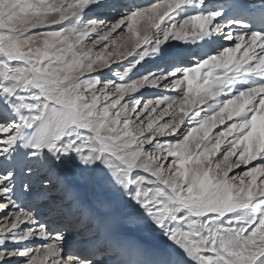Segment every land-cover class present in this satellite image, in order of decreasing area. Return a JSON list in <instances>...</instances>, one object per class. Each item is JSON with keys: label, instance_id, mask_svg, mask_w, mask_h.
<instances>
[{"label": "snow or ice", "instance_id": "obj_1", "mask_svg": "<svg viewBox=\"0 0 264 264\" xmlns=\"http://www.w3.org/2000/svg\"><path fill=\"white\" fill-rule=\"evenodd\" d=\"M104 7L116 6L0 0V264H264V0L127 2L88 18ZM146 58L156 70L133 79ZM104 69L119 82L93 75ZM147 86L175 94L140 107ZM74 170L167 243L73 252L67 225L50 229L17 185L48 214L98 219Z\"/></svg>", "mask_w": 264, "mask_h": 264}, {"label": "bare ground", "instance_id": "obj_2", "mask_svg": "<svg viewBox=\"0 0 264 264\" xmlns=\"http://www.w3.org/2000/svg\"><path fill=\"white\" fill-rule=\"evenodd\" d=\"M127 2H135V3L142 4V3H146L147 0H120V2L118 3L116 7L109 8L107 12L104 11L107 15H103V16L116 15V14L118 16L117 8L119 7L121 3H127ZM216 2H222V1L216 0ZM256 2L258 3V0H256ZM104 3H106V0H104ZM104 9L106 10L107 8H104ZM92 11H95V15H101L100 10L96 8H93ZM173 43H175V41H173ZM220 43L228 44L229 42L221 40ZM96 51H100V48L96 49ZM128 59L130 60L131 57H129ZM120 63H125V62L120 61ZM125 66H126V63H125ZM113 68L115 69V65H113ZM142 70H144L143 67H139V68L137 67V69L134 70L136 74L135 75L130 74V75H132L133 79H136V75H141L144 73V71ZM95 74L98 78L104 76L105 77L104 80L110 79L108 77L115 78V79L117 78L112 72H109L107 69L102 70V72L100 73H94L93 75ZM174 94L175 93L171 89L154 88L151 86H147L143 89H140L138 93H135L132 95L135 98L140 99L142 101L141 103V106H142L143 102H146L148 100H155L157 96H161V95L172 96ZM126 100H127V97L125 98V101ZM125 101H122V103H124ZM162 106L163 105H161L160 107ZM153 115H156V114L154 113ZM167 119L168 117H164V121H161V122H165L167 121ZM219 127L221 128L222 125ZM168 138L170 139L171 137H168ZM161 139L163 140L165 138H161ZM75 174H76L75 170L69 174L68 176L69 183L73 186L75 190V194L79 197L82 203L86 207L92 206L94 208L98 219L89 220L90 222H88L85 225H74L73 228H71L72 230H69V232L71 233L69 237V240H70L69 247L72 249L73 252H79L78 247H80L81 241H83L84 239H90V238L92 239V238L97 237L99 234L97 224H100V222L105 221V220H111L112 222L116 224V233L114 234V237L116 240H118L121 243L130 244L132 242L135 245L145 247L149 250H154L158 247L163 246L165 243H167V241L159 233L151 232L150 230L145 228L142 224H128L126 222L127 218L129 216H134L137 213L138 209L131 206L130 203H126L125 201L119 199L118 196L108 191L107 189H105L98 183L93 188L92 182L87 183L86 181H82L80 179L76 180ZM93 189L97 190L98 193H104V196L106 197L105 199L106 201L102 200V198H97L94 195ZM17 196L19 197V202L21 200H23V203H26L28 201L31 207H38L39 212L41 213L42 219L46 220L48 227L50 229L62 230V227H61V225H63L62 218L56 217L53 214H48L47 209L43 205V203H38L32 197L24 196L22 194V190L19 187V185H17ZM118 200H120L119 202L120 205L116 204ZM0 202H3V200L0 199ZM100 202H103L102 207L100 206ZM7 211H12V209L9 208ZM5 215H6V211H0V228H3L5 225V221H4ZM10 219L11 218L9 217V220ZM91 225L93 226V230H91L90 233H86L85 232L86 228L90 227ZM24 227L25 225H21L20 229L22 230ZM79 228L82 229V232H84L81 235L84 237H81L82 240L78 242V238H75L74 233L78 232L75 229H79ZM117 230L119 231L118 234H117ZM34 242H38L36 244H40L44 241H43V238L37 237L33 239L31 244H29V247H33ZM9 243L11 244L12 242H9ZM23 243H27V242H23ZM84 246H86V244H84ZM104 260L106 261V264H116L117 258L115 256H106V259Z\"/></svg>", "mask_w": 264, "mask_h": 264}, {"label": "rangeland", "instance_id": "obj_3", "mask_svg": "<svg viewBox=\"0 0 264 264\" xmlns=\"http://www.w3.org/2000/svg\"><path fill=\"white\" fill-rule=\"evenodd\" d=\"M222 2H223V0H221ZM120 2V0H106V3L108 4H110V5H115V6H117L118 5V3ZM112 3H114V4H112ZM104 8H107L106 10L104 9ZM104 8H99L98 10H100V12H101V15H95V11H91V12H89L88 13V18H91V19H106V20H111V19H113L114 17H116V18H118V16H117V14L116 15H108V16H103V15H107L105 12H107V10L109 9V8H111V7H104ZM93 10V9H92ZM105 11V12H104ZM109 12V11H108ZM114 36H116L117 35V33H114L113 34ZM92 38H94V37H92ZM89 43H90V40H89ZM175 43H182V42H175ZM225 45H227V44H225ZM99 48V46H96V49H98ZM95 49V50H96ZM155 61H151L150 60V58H146V60L144 61V62H141V65H138L137 67L139 68V67H143L144 68V70H142V71H144V73L143 74H146V72L147 71H155L156 70V68H155ZM143 74H141V75H143ZM96 75V74H95ZM138 76L139 75H136V78H138ZM104 76H102V77H100L99 79H101V80H104ZM108 78H110V79H114V80H116L117 82H119V80H117V78L115 79V78H111V77H108ZM152 98V97H151ZM155 98V97H154ZM140 107H142L141 105H140ZM164 107V105L162 106V107H160L161 109ZM133 118H135V117H133ZM223 127V126H222ZM221 127V128H222ZM75 178H76V180H78V177H77V173L75 174ZM87 183H90V182H87ZM95 185H97V183H93V185H92V187L94 188V186ZM94 190V189H93ZM94 195L97 197V198H102V200H105L106 199V197L104 196V193H98V191L97 190H94ZM106 201V200H105ZM119 202H120V200H118L117 202H116V204H118V205H120L119 204ZM20 203L22 204V205H24V207L26 208V209H28L29 207H31L30 206V203L27 201L26 203H23V200H21L20 201ZM81 237H84V236H81ZM36 243H38V242H34V244H33V248H35V247H38L40 244H36ZM29 246V245H28ZM13 264H23V260L22 259H18V260H15L14 262H13Z\"/></svg>", "mask_w": 264, "mask_h": 264}]
</instances>
